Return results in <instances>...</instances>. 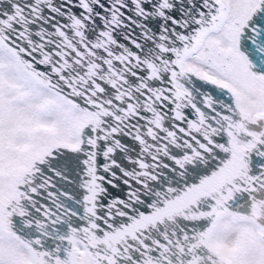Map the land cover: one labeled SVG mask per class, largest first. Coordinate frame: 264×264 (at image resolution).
I'll return each mask as SVG.
<instances>
[{
  "label": "snow or ice",
  "instance_id": "1",
  "mask_svg": "<svg viewBox=\"0 0 264 264\" xmlns=\"http://www.w3.org/2000/svg\"><path fill=\"white\" fill-rule=\"evenodd\" d=\"M0 264H264V0H0Z\"/></svg>",
  "mask_w": 264,
  "mask_h": 264
}]
</instances>
